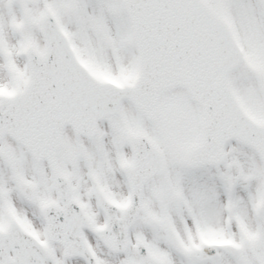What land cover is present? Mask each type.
<instances>
[{
	"label": "snow or ice",
	"instance_id": "1",
	"mask_svg": "<svg viewBox=\"0 0 264 264\" xmlns=\"http://www.w3.org/2000/svg\"><path fill=\"white\" fill-rule=\"evenodd\" d=\"M0 264H264V0H0Z\"/></svg>",
	"mask_w": 264,
	"mask_h": 264
}]
</instances>
